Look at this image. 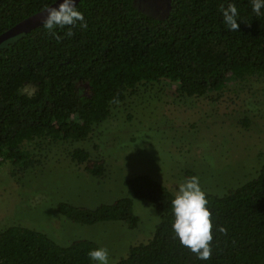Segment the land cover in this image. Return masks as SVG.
I'll return each instance as SVG.
<instances>
[{
    "label": "trees",
    "instance_id": "obj_1",
    "mask_svg": "<svg viewBox=\"0 0 264 264\" xmlns=\"http://www.w3.org/2000/svg\"><path fill=\"white\" fill-rule=\"evenodd\" d=\"M56 1L0 0V35ZM169 1V12L159 18L141 9L139 0H81L76 8L86 29L77 23L73 35L65 27L53 36L41 25L4 41L0 165L33 168L40 164L35 148L42 152L45 143L87 139L141 85L170 81L182 96L198 97L223 91L230 77H264V8L257 15L251 0ZM229 3L238 9V31L223 22L220 6ZM28 85L33 93L24 91ZM70 156L86 163L90 175H106V161L93 159L87 149L75 147ZM124 184L130 195L112 202L57 205L76 223L113 221L135 230L141 219L134 200L151 203L159 215L153 231L111 264H264V162L239 184L219 192L203 189L213 223L209 260L198 259L175 238L172 190L148 174ZM95 248L99 244L91 239L61 244L23 225L0 230V264H97L88 256Z\"/></svg>",
    "mask_w": 264,
    "mask_h": 264
},
{
    "label": "rangeland",
    "instance_id": "obj_2",
    "mask_svg": "<svg viewBox=\"0 0 264 264\" xmlns=\"http://www.w3.org/2000/svg\"><path fill=\"white\" fill-rule=\"evenodd\" d=\"M137 5L159 18L170 7L168 0ZM34 90L33 85L24 88ZM75 147L106 161V175L97 178L86 163L74 162L70 151ZM43 148H35L40 164L33 168L0 165V230L23 225L61 244L91 239L108 249L111 264L153 231L159 215L151 203L134 200L141 219L134 230L113 221L73 222L58 212V202L88 207L112 202L130 195L124 181L135 174H148L174 193L191 172L202 190L217 192L252 177L264 162V77H230L223 91L198 97L182 96L170 81L141 85L114 105L110 118L87 139Z\"/></svg>",
    "mask_w": 264,
    "mask_h": 264
},
{
    "label": "clouds",
    "instance_id": "obj_3",
    "mask_svg": "<svg viewBox=\"0 0 264 264\" xmlns=\"http://www.w3.org/2000/svg\"><path fill=\"white\" fill-rule=\"evenodd\" d=\"M252 11L261 14L264 8V0H251ZM223 22L230 31H238V9L235 4L229 3L227 7L220 6ZM43 18V27L53 36L55 29L68 28L67 36L73 35L72 28L77 23L82 29L87 28V21L82 12L77 10L75 0H62L56 7L46 8ZM59 38V37H57ZM206 193L202 190L197 176H191L179 184V189L172 200L174 223L172 225L175 238L189 248L198 259L209 260L212 255L213 223L212 213L208 208ZM226 234L227 229L223 226L217 229ZM89 259L97 264H108L109 252L106 247H99L89 251Z\"/></svg>",
    "mask_w": 264,
    "mask_h": 264
},
{
    "label": "water",
    "instance_id": "obj_4",
    "mask_svg": "<svg viewBox=\"0 0 264 264\" xmlns=\"http://www.w3.org/2000/svg\"><path fill=\"white\" fill-rule=\"evenodd\" d=\"M80 1L81 0H75L76 5ZM60 2H62V0H57L56 2L52 3L51 5H49L46 8L56 7V6H58V4ZM45 9L27 17L26 19L22 20L21 22H19L18 24H16L12 28H10L9 30L2 33L0 35V45L9 38H12V37L19 35L21 33H24V32H29V31L43 25V18L46 15V13H44Z\"/></svg>",
    "mask_w": 264,
    "mask_h": 264
},
{
    "label": "flooded vegetation",
    "instance_id": "obj_5",
    "mask_svg": "<svg viewBox=\"0 0 264 264\" xmlns=\"http://www.w3.org/2000/svg\"><path fill=\"white\" fill-rule=\"evenodd\" d=\"M168 2H169V6H170V1L168 0ZM169 9H170V7H169ZM167 13H168V7H167V10H166L165 14L167 15Z\"/></svg>",
    "mask_w": 264,
    "mask_h": 264
}]
</instances>
